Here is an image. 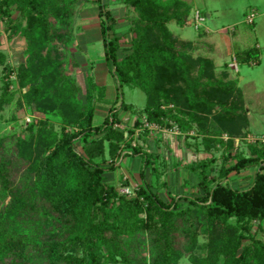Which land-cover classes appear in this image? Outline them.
Returning a JSON list of instances; mask_svg holds the SVG:
<instances>
[{
	"label": "trees",
	"instance_id": "trees-1",
	"mask_svg": "<svg viewBox=\"0 0 264 264\" xmlns=\"http://www.w3.org/2000/svg\"><path fill=\"white\" fill-rule=\"evenodd\" d=\"M93 2L109 71L118 90L133 86L145 94L142 115L147 122L160 127L174 123L182 133L185 126L196 125L206 152L222 143L219 136L224 134L228 148H233V139L248 127L237 81L217 79L213 62L194 58L192 44L178 40L168 28L173 21L184 26L189 6L180 0H124L137 17L131 48L119 59L116 20L101 0ZM75 3L0 0L7 39L23 38L26 43L25 63L15 70L1 49L0 32V112L9 103V85L2 81L16 74L19 87L27 88L28 108L47 116L30 127L28 139L6 138L7 157L0 158V201H7L0 206V264H179L184 254L191 255V247L178 249L175 235L184 236L190 228L193 232L195 222L207 237V254L195 264H264V242L243 234L254 221L264 220V147L250 148L247 157L227 154L234 162L220 170L228 180L232 173L258 167L247 190L210 179L212 160H201L184 165L197 177L195 196L167 195L166 202L156 190L159 186L144 181L148 164L159 181L154 163L160 156L145 151L138 155L136 148L131 155L144 163L135 195L120 194L118 187L105 182L104 174L115 169L114 157L127 137L113 127L119 120L115 108L101 125H94L92 77L83 101L67 74L65 46L72 40ZM252 56L249 51L237 54L236 60ZM121 110H128L123 102ZM51 118L59 120V132ZM139 124L137 118L134 126ZM106 153L112 163L108 167ZM181 201H187V207H179Z\"/></svg>",
	"mask_w": 264,
	"mask_h": 264
},
{
	"label": "rangeland",
	"instance_id": "rangeland-1",
	"mask_svg": "<svg viewBox=\"0 0 264 264\" xmlns=\"http://www.w3.org/2000/svg\"><path fill=\"white\" fill-rule=\"evenodd\" d=\"M180 1L189 6L190 14L185 19L183 27H180L174 21L169 23L170 32L178 40L192 44L191 54L194 58L201 57L211 60L214 64V73L217 79L237 81V86L241 90L248 127L243 133L241 131V135L233 139V148L231 149L228 148L229 138L225 134L219 136L222 143L216 144V148L206 152L201 139L202 136L197 135L198 128L196 125L192 127L191 125L185 126L183 130L186 133H182L177 124L174 123L164 122V125L160 127L147 122L142 115L146 101L145 94L133 86H124L118 90L114 76L111 73L101 72L106 71L103 41L101 38L98 44L95 41H90L92 36L95 39V34L98 32L88 33V43L83 42V38L79 37L81 31L79 24L85 21V18L91 17L83 10L92 6L96 7L97 3L93 0H76L72 7L73 13L70 23L72 40L65 46L67 74L80 88V96L83 101H86L87 97V80L93 77L92 72L95 66H98L96 71H100L98 81L101 83L99 84L101 87L96 86V90L92 92L96 109L93 120L94 125L99 126L102 124V120L110 108H115L118 117H122L121 120L117 121L120 129L115 130H118V133H124L127 142L122 144L121 151L117 153L116 160L119 157V160L122 161L118 164L116 162V172H124L126 174L124 180L126 179L125 182L128 183V177L134 173L132 165L140 163L143 167V158L137 155H129L134 148L139 149L138 155L144 151L152 152L155 156L160 154L161 159L158 158L159 160L154 163L158 167V173H160L159 181H157L156 174H152L151 164H148L145 169L143 168V172L146 178L152 176V183L155 187L159 186L156 190L166 202L169 200L166 199L167 195L177 199L195 196V189L191 182L197 185V177L195 174H193L195 175L193 177L187 166L184 165L201 160H212L207 169L210 172V179H214L215 182L225 181L224 183L234 189L244 190L248 186L235 188L233 182L238 178H241V181L248 179L250 181L249 185H252L258 167H251L239 174L232 173L228 176V180H224L225 178L220 176V170L234 162L231 158L226 159V155L232 153L247 157L250 148L264 147V143L260 141L264 138V0ZM101 3L105 4L107 10L112 12L111 14L116 20L115 34L121 36L118 57L122 59L126 52L130 50L131 41L135 38L131 28L137 15L124 4V0H101ZM196 11H199L205 17V22H200V26L194 20ZM250 15L254 16L253 23H247V18ZM207 16L209 17L207 18ZM220 37H224L226 41L229 40V48L226 42L222 43L218 40ZM249 51H253V56L249 61L236 60L237 54ZM24 63L25 60L22 64ZM20 65H12V67L17 70ZM107 67L110 68L108 64ZM7 79L8 81H2V83H8L9 85L7 88L8 95H6L9 103L0 112V144L5 140L1 145L3 148L0 150V158L3 160H6L7 153L5 152L9 145L6 138H10L11 141L28 139L30 127L38 126L39 122L47 120V116L44 114L28 108L24 100V93L27 88L22 89L19 87L16 74H12ZM1 94L0 91V96ZM122 102L128 107L127 111L121 110ZM168 109L176 112L173 105L168 106ZM137 118L140 124L135 127L134 122ZM49 122L53 124L58 132L60 131V122L57 118H51ZM166 124L169 125L166 126ZM68 131H71V129L69 128ZM215 133L220 132L215 131ZM80 146V142H77L76 150L79 151ZM186 147L190 150L193 147L192 155L191 152L185 151ZM176 153L182 158L180 169L176 165L178 163L176 156H174ZM187 153L190 156L189 158L186 157ZM103 159L106 160L107 165H112L107 153ZM101 161L102 159H99V162ZM113 163L115 162L113 161ZM177 171L180 172L177 173ZM170 176L172 178L169 180ZM243 176L246 177L242 178ZM166 182H168L167 185ZM126 183L118 186V192L127 197H133L134 195L124 193V191H127L124 189L128 188L132 194H135L138 187L134 183L131 186ZM6 202V200L0 201V206ZM180 206L181 208L187 207V201H181ZM191 226H193V232L190 228L184 236L182 234L175 235L174 244L178 249L183 250L184 247H191V255L184 254L179 264H195L193 262L195 259H202L207 254V237L201 233V227L196 222ZM249 230L248 233L243 234L259 238L264 242V220L254 221Z\"/></svg>",
	"mask_w": 264,
	"mask_h": 264
},
{
	"label": "crops",
	"instance_id": "crops-1",
	"mask_svg": "<svg viewBox=\"0 0 264 264\" xmlns=\"http://www.w3.org/2000/svg\"><path fill=\"white\" fill-rule=\"evenodd\" d=\"M83 12L88 13L91 17L85 18V21H83L82 23L79 24L80 27H81V31H80L79 37L83 38V42L88 43V33L96 31V33L97 32L98 33L95 34V39H93V36H92L90 41L91 42L95 41V43L98 44L100 42V38H101L100 29H99L98 8L94 7V6L88 7V8H85L83 10ZM208 17L209 16H207V18ZM204 22H205V20H204ZM0 32L2 33L1 49L7 54L8 58H9V62L13 66H17V65L22 64L24 62V60H25V48H26L25 40L23 38H14L12 40H8L6 34L3 31V23L2 22H0ZM218 40L221 41L222 43L226 42L227 43V47L228 48L230 47L229 46L230 45L229 44V40L226 41V39L224 37H220ZM98 63H100V62L98 61ZM104 63L106 65L105 66L106 67V71H101V72L110 73L109 68L107 67V62L105 60V57H104ZM236 66H237V64H236ZM97 67L98 66H95V69L92 72L93 73L92 79H93V82H94V84L96 86H100L99 84H101V83L98 81V78H99V75H100V71H98V70L96 71ZM98 73H99V75H98ZM108 112H107L106 116L103 118L102 123L105 120V118L108 116ZM118 119L121 120L122 117L121 118L118 117ZM185 151L186 152H191V155H192L193 147H191V150L189 148H186ZM147 153L151 154L152 152H147ZM180 153H182V151H180ZM158 155L160 156V154H158ZM174 156H176L178 163L182 162V158L177 153ZM186 157H188V158L190 157L188 155V153L186 154ZM114 158H115L114 159V162H115L114 165H116V162L118 164V163H120L122 161V160H119V157H118L117 160H116V157H114ZM186 164H189V163H186ZM132 166L134 168V173L131 176H129V177L127 176L128 177V183H126L125 180H124V177H126V174L124 172H122V171L117 173L116 172L117 170H115V169H114L115 171L114 170L113 171H109L108 173L106 172L104 174L105 182L107 184L115 186V187H118L120 185H124L125 183L127 185L129 184V186H131L132 183H134L136 186L142 185V180L140 178V172H141L140 170L142 168V164H140V163L139 164H135L134 163ZM104 167H108V165L106 164V165H104ZM180 167H181V165L178 166L179 169H180ZM179 172L180 171H177V173H179ZM263 173H264V171H263ZM175 175H176V173H175ZM191 175L193 177H195V175H193V173H191ZM167 177H168V175H167ZM245 177L243 176L242 178H245ZM148 178H149V180H148ZM170 178H172V177L170 176L168 179L170 180ZM174 178H175V176H174ZM174 178H173V180H174ZM240 179L238 178L235 182H233V186L235 188H240V187L244 188V187L248 186L247 188L244 189V190H247V189H249L252 186V185H249L250 181L248 179L247 180H243V181H241ZM129 181H130L131 184L129 183ZM144 181L146 183H152V176H148L146 178V175H144ZM167 184H168V182H166V185ZM169 184H171V183H169ZM191 184L193 186L196 185V183H192V182H191Z\"/></svg>",
	"mask_w": 264,
	"mask_h": 264
},
{
	"label": "built area",
	"instance_id": "built-area-1",
	"mask_svg": "<svg viewBox=\"0 0 264 264\" xmlns=\"http://www.w3.org/2000/svg\"><path fill=\"white\" fill-rule=\"evenodd\" d=\"M194 20H195V23L200 26V22H204L205 20V17L201 15V13L199 11H196L195 15H194ZM254 21V16L253 15H250L248 18H247V23H253ZM112 122V120H111ZM113 127L114 129H120V125L117 124V123H114L113 124ZM261 143H264V138L260 140ZM127 155V154H126ZM129 155H131V153H129ZM125 156V155H124ZM126 180V179H125ZM124 190H127V191H124V193L127 192V194H131L132 195H135V194H132V192H130V190L128 188L124 189Z\"/></svg>",
	"mask_w": 264,
	"mask_h": 264
}]
</instances>
